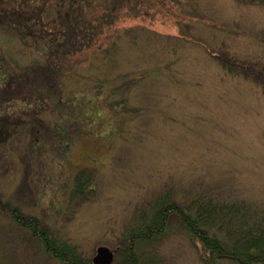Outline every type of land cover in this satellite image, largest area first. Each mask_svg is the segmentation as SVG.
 I'll use <instances>...</instances> for the list:
<instances>
[{"label":"rangeland","instance_id":"rangeland-1","mask_svg":"<svg viewBox=\"0 0 264 264\" xmlns=\"http://www.w3.org/2000/svg\"><path fill=\"white\" fill-rule=\"evenodd\" d=\"M136 2L141 16L108 20L112 53L99 35L105 51L65 59L41 109L11 80L42 57L0 15V119L9 124L0 128V264H60L15 226L10 207L91 259L133 227L144 239L139 216L165 194L181 206L264 203V0ZM81 170L88 190L72 196ZM155 237L144 246L157 264H205L177 215Z\"/></svg>","mask_w":264,"mask_h":264},{"label":"trees","instance_id":"trees-1","mask_svg":"<svg viewBox=\"0 0 264 264\" xmlns=\"http://www.w3.org/2000/svg\"><path fill=\"white\" fill-rule=\"evenodd\" d=\"M136 1L12 0V4L0 1V15L14 20L9 22L11 30L18 33L25 46L34 49L42 57L27 66H20V71L23 72L18 78H13L12 75L11 81L20 82L22 86L20 98L24 99L27 95L35 109L46 108L50 104L46 94L48 85H59L55 79L58 76L56 72L61 66H66L68 62L65 59L71 61V58L84 51L91 53L95 49L101 53V50H106L101 48L100 39L96 41L99 35H104L103 39L111 42L107 51L112 53L116 40L112 39L114 30L109 34L108 20L123 14V18L130 15L141 16L140 4ZM104 24L106 30L102 33L99 28L103 29ZM58 58L64 59V62H60ZM108 65L109 62L104 59L102 69L105 70ZM60 86L58 88L61 89ZM31 110L24 111L28 114ZM6 123L5 119H0V128ZM61 133L64 134V131ZM5 138L7 137L1 136V141ZM89 181L90 178L84 171L79 172L71 195H85ZM158 203L160 208L157 209L158 205L153 207L154 213L148 222L143 213L139 216L140 225H147L149 230L146 237L143 239V233L130 231L123 246L118 247L115 264H157V259L146 253L147 246L144 244L154 241L155 236L164 234L167 216L172 212L179 217L191 241L201 245L200 258L205 264H213L220 259L237 264H264V203L255 208L241 200L216 201L215 198L201 197L189 205L181 206L169 200L166 194ZM4 205L7 203H2V206L8 208ZM17 211L15 207L8 208L12 222L17 228L36 238L43 253L60 264H92L91 259L83 256L76 246L58 239L46 222L42 223L31 215L17 214ZM157 214L161 222L155 221ZM1 229L0 226V232ZM140 244L141 246H135ZM144 253L149 256L148 259Z\"/></svg>","mask_w":264,"mask_h":264},{"label":"water","instance_id":"water-1","mask_svg":"<svg viewBox=\"0 0 264 264\" xmlns=\"http://www.w3.org/2000/svg\"><path fill=\"white\" fill-rule=\"evenodd\" d=\"M112 258V253L108 248L98 247L96 255L93 257V264H110Z\"/></svg>","mask_w":264,"mask_h":264},{"label":"bare ground","instance_id":"bare-ground-1","mask_svg":"<svg viewBox=\"0 0 264 264\" xmlns=\"http://www.w3.org/2000/svg\"><path fill=\"white\" fill-rule=\"evenodd\" d=\"M160 208V205H158V208L157 209H159ZM17 214H21L19 211H17ZM21 215H25V214H21ZM172 215H176L174 212H172V213H170L168 216H167V221H166V223L168 222V220H169V217L170 216H172ZM157 218H158V220L156 221V222H161V218H159L158 217V214H157ZM167 225V224H166ZM53 234L57 237L58 235L53 231ZM136 236V235H135ZM135 236H134V238H135ZM58 239H60L59 237H57ZM60 240H62V241H65V242H67V243H69L67 240H64V239H60ZM70 244V243H69ZM135 246H141V244L140 245H135ZM77 247V246H76ZM78 248V247H77ZM79 250V249H78ZM80 251V250H79Z\"/></svg>","mask_w":264,"mask_h":264}]
</instances>
